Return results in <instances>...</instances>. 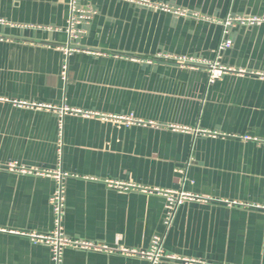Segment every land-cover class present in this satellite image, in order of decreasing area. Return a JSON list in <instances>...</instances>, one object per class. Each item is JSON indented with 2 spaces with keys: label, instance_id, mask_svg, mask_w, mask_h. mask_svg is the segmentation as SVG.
<instances>
[{
  "label": "crops",
  "instance_id": "1",
  "mask_svg": "<svg viewBox=\"0 0 264 264\" xmlns=\"http://www.w3.org/2000/svg\"><path fill=\"white\" fill-rule=\"evenodd\" d=\"M77 7L91 12L0 0V264H54L31 238L55 228L54 171L67 174L65 236L101 247L66 246L62 264H150L121 250L157 235L177 257L158 264H264V0ZM228 17L246 22L218 54ZM216 59L232 71L211 82L202 62ZM110 180L195 198L166 227L165 194Z\"/></svg>",
  "mask_w": 264,
  "mask_h": 264
},
{
  "label": "built area",
  "instance_id": "2",
  "mask_svg": "<svg viewBox=\"0 0 264 264\" xmlns=\"http://www.w3.org/2000/svg\"><path fill=\"white\" fill-rule=\"evenodd\" d=\"M142 1V0H140ZM71 8L73 12L80 13V16L85 18L90 14L89 9H79L77 7V0H70ZM2 21V20H1ZM78 21L77 17L72 15L70 20H69V27L68 30L71 35L75 34V24ZM246 22V20H242L239 18H232L228 17L225 20L224 23V38L221 41L219 48H218V54L224 49H227L233 45V41L230 37H227L228 32H229V26L232 25L235 22ZM248 22L250 23H256L260 22V19L258 18H252L249 19ZM73 50H80V48H73ZM181 62H189L191 61L192 63H197L192 60H189L187 58H180L179 59ZM207 68H209V81H214L217 78H219L221 75H223L226 72L232 71V68L222 65L218 59H216L214 62H202ZM64 69L66 71L67 66H64ZM64 71V72H65ZM25 102H21L20 104H23ZM89 115V114H88ZM114 119L117 120H124L127 123H132L134 122V118L132 116H116ZM245 139H253L252 136L245 135ZM10 169H16L18 168L15 163H11L7 166ZM50 174L55 175L58 178V187L53 196L51 197V203L53 207V214H54V224L55 228L54 230L49 233V234H31L32 240L35 242H46L48 244H51L52 250H53V260L54 264H62V250L66 246H74V247H81V248H86V249H100L96 244H93L91 242H84V241H79V240H73L65 236L62 228V217L64 214V205H65V188H64V182L63 178L67 176L66 173L62 171H54L51 172ZM110 186H115L123 189H130L131 187L141 190L143 192H157V193H163L167 196L168 198V204H167V209H168V214L165 220V226L168 227L171 224V221L173 219V215L176 209V206L181 203L183 200L187 199H194L195 196L186 193V192H173V191H161L158 189H149V188H144L141 186H132L130 184H124V183H119V182H114L110 180L108 182ZM163 237L160 235H157L154 237L152 241V246L149 250H135V249H128V248H123L121 251L124 253H127L129 255L133 256H139L140 258L146 259L149 261L150 264H158L160 261L164 259H177L176 256L166 254L163 250ZM187 262L189 263H196L199 264L198 261L196 260H189L186 259Z\"/></svg>",
  "mask_w": 264,
  "mask_h": 264
}]
</instances>
